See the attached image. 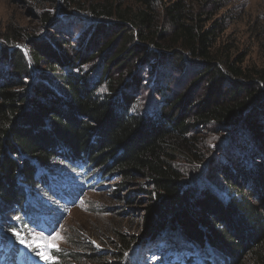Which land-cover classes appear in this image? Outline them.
<instances>
[{
  "label": "trees",
  "instance_id": "1",
  "mask_svg": "<svg viewBox=\"0 0 264 264\" xmlns=\"http://www.w3.org/2000/svg\"><path fill=\"white\" fill-rule=\"evenodd\" d=\"M23 2L33 32L0 35L3 234L61 223L46 198L67 167L99 185L120 176L114 194L137 193L146 210L141 233H114L113 252L78 234L54 264H132L136 246L164 264H264V40L263 65L245 64L223 40L226 0Z\"/></svg>",
  "mask_w": 264,
  "mask_h": 264
},
{
  "label": "rangeland",
  "instance_id": "2",
  "mask_svg": "<svg viewBox=\"0 0 264 264\" xmlns=\"http://www.w3.org/2000/svg\"><path fill=\"white\" fill-rule=\"evenodd\" d=\"M226 11H230V16L234 18L224 33L223 40L231 38L236 41L237 47L234 51L237 54L246 53L245 64L257 67L262 66L263 55L260 43L264 40V35L258 37L256 33L259 29L264 31V0H226L224 8L219 11V15ZM38 18L37 11L29 7L23 0H0V35L7 33L6 30L9 26L18 29L19 33H21L22 28L26 31L25 33H32V28L38 24ZM83 68L88 70V75L92 74L90 75V82L97 83L98 76H96L95 67L90 63ZM98 90L99 92H104L105 87L101 86ZM142 91L141 101L147 103L150 92L146 88H143ZM198 149L201 152L203 151L201 147ZM62 172H66V176L72 177L74 183L85 182L84 174L79 170L75 171L64 167ZM120 181L121 177L118 176L116 179L107 181L104 185H99L96 181L87 182L81 186L77 185L72 195L84 189L82 202L78 201L73 208H66L67 215L63 219L60 229L49 235L52 237L51 243L55 244L56 247L51 248L49 251L44 247L37 249L33 245L35 250L38 253L51 256L52 259L49 260L52 263L56 261L59 263V259L53 254L57 253L62 257L69 255L67 252L68 248H77L73 244L76 243L75 237L78 234L89 240L95 247L113 252L114 244L112 239L114 233L128 235L141 233L146 210L145 204H143L145 201H140L137 193H132V196L136 198V202L133 204H128L118 198L114 191L119 190L117 188ZM143 182V180H136L130 184L129 188L131 191L129 192H136ZM121 194H125V192ZM46 199H50L51 203H57L56 199L49 197ZM39 236L41 235L33 232L28 235V239L32 243ZM57 237H60V239H57ZM160 258L161 256L159 255L142 254L143 264H159ZM110 259H113L111 255H109ZM69 261H72L73 264H78L67 258V262ZM132 264L138 263L132 260Z\"/></svg>",
  "mask_w": 264,
  "mask_h": 264
},
{
  "label": "snow or ice",
  "instance_id": "3",
  "mask_svg": "<svg viewBox=\"0 0 264 264\" xmlns=\"http://www.w3.org/2000/svg\"><path fill=\"white\" fill-rule=\"evenodd\" d=\"M51 239H52L51 236L41 235V236L38 237L37 240L33 241L32 244H29L27 246L32 247L34 245L37 249H39L41 247H44L45 249L50 251L51 248H55L56 247L55 244L51 243ZM57 239H60V237H57ZM22 242H24V241H22ZM38 254H40L42 256V258H44V259H52L51 256L45 255L44 253H38Z\"/></svg>",
  "mask_w": 264,
  "mask_h": 264
},
{
  "label": "water",
  "instance_id": "4",
  "mask_svg": "<svg viewBox=\"0 0 264 264\" xmlns=\"http://www.w3.org/2000/svg\"><path fill=\"white\" fill-rule=\"evenodd\" d=\"M149 236H150V235H148V236L144 237V239H143V240L149 239V238H150ZM147 237H149V238H147Z\"/></svg>",
  "mask_w": 264,
  "mask_h": 264
},
{
  "label": "bare ground",
  "instance_id": "5",
  "mask_svg": "<svg viewBox=\"0 0 264 264\" xmlns=\"http://www.w3.org/2000/svg\"><path fill=\"white\" fill-rule=\"evenodd\" d=\"M153 245H154V244H153ZM156 246H157V245H156ZM158 246H159V245H158ZM161 247H162V246H161ZM161 247H160V248H161ZM164 247H165V246H164Z\"/></svg>",
  "mask_w": 264,
  "mask_h": 264
}]
</instances>
